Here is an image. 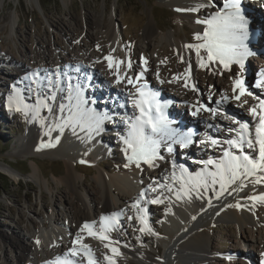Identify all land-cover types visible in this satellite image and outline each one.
I'll return each mask as SVG.
<instances>
[{
    "label": "rangeland",
    "instance_id": "374dc122",
    "mask_svg": "<svg viewBox=\"0 0 264 264\" xmlns=\"http://www.w3.org/2000/svg\"><path fill=\"white\" fill-rule=\"evenodd\" d=\"M259 3L264 6V0H260ZM213 4L219 7L223 4V0H213ZM250 4H253V2ZM186 8L189 9L191 7L186 6ZM176 9H178V5L171 0H55L54 3L45 7H43L41 0H0V23L4 24L0 31V76L3 75L4 77L0 79V165L10 164L18 169L17 179L11 178L0 170V173L6 176L5 181L0 180L1 233L4 232L5 235L16 233L24 241V237H27L29 233L40 234L44 228L47 229L51 227L52 222L49 221L48 218L51 212L60 219V224L65 227H71L68 223L72 219L70 205L74 200L70 188L59 183L60 176L63 175L66 170V164L61 157L41 153L25 155L19 151L20 143L24 141L23 139H26L24 136H27L30 122L26 111L16 112L15 110H9L8 107V97L14 94L13 89L16 87V84H12L15 80L11 79L9 76L20 77L17 73H13L14 71L17 72L15 67H20L30 72L34 69L32 65L40 61L43 62L44 58L47 56L53 55V58L57 55L63 61L62 63H66L68 68H72L69 70L72 74H68L72 80H78V82L83 80L81 83H84L86 76L89 79L90 76L96 74L98 81L92 82V86L86 83L85 88L86 86L87 88H90V86L91 88H96L98 85H101L104 90L108 92L109 89H111L110 86L114 84L112 82L110 83V81L106 82L105 80L102 82L103 79L97 71H104V75L108 72L106 74L110 75L107 69V62L103 61V56L109 54L111 49H116V47L113 48L111 45L108 46L106 48L107 54L98 55L94 53L91 55V57L93 56L91 60L94 61V63L98 59L101 61L95 63L96 65L100 64V67L97 70L92 68L95 70V73H92L90 71L91 68H88V66L92 64L88 61L89 56L85 54V52L90 53L91 50L87 51L85 48L81 47V45L89 42L88 32L97 31L92 29L96 26H94L96 23L95 20L97 21L98 19L101 25H107L113 13L118 24L117 44H121L122 35L126 42L135 45L134 60L138 64L141 63V57L147 59V61L150 56L154 59L153 71L150 75V87L152 88L153 86L154 89L156 88L160 96H167L170 98V105H168V107H172L175 112H181V108L179 106L177 107V100L172 99V95L169 96V91H166V88L162 86L164 84L159 83L155 75L157 70H159V73L163 72L162 80L165 81L170 71L179 67H184V69L187 67V63L180 62L177 55L178 49L173 44L172 39L165 37L164 34L168 32L175 33L177 37L185 42L198 43V41L194 39V35L197 32H202L203 26L197 24L195 21L197 19H204L207 14H203V12L177 11ZM243 10L247 14L246 9L244 8ZM14 14H17L18 18L16 20L15 29L11 30V26L7 24V22L9 21V17ZM152 16L158 27L157 34L153 38L145 39L144 31L148 22L151 21ZM251 25L252 23L250 21V26ZM252 28V31L257 32L258 27H251V29ZM257 38L258 36L255 35L254 39H256V42ZM249 42H251V38ZM252 45L254 47L255 44L253 43ZM159 50L162 51L161 55H159ZM2 51H8L12 57L17 58V63H8L5 61ZM117 51H115V53ZM113 55L115 54L113 53ZM254 56L255 55L246 59V62L248 60V65L251 68L250 71L246 69L247 65L245 62V69L242 73L238 65H232V69L229 71L231 75L232 73L234 75L236 73H241L245 78L246 84L248 80L255 84L259 69L255 67V62L258 60V57ZM75 60L76 63H74ZM161 61H165V63H161ZM80 64L86 66V74H81L79 76L76 66H80ZM237 68L238 70L235 71ZM48 74L49 73H46V76ZM5 75H8V77ZM211 77L213 80L209 79L208 74L206 76L201 73V76L195 82L200 89V97L203 99H207L209 95H212L213 99L219 98V96H217L219 92L216 94V88H218L217 80L221 79V77L218 74H214ZM88 79L87 82H89ZM16 81L19 80L16 79ZM33 81L35 80L29 75L28 83L30 82L32 87H36L33 86L35 84ZM225 84L227 87L231 85H228V82ZM18 87H20V85ZM46 89H40L43 99H46L45 94H48ZM112 89L111 91L113 92L115 90L113 86ZM66 94L65 92L64 96H66ZM30 96L31 90L25 91L22 95V97ZM101 99H103L102 103L104 104L107 98L104 97ZM112 99H116L115 96ZM171 102H173V104ZM231 104L235 110H240V112L250 118L246 107L241 109L235 106V102ZM42 109L44 113L42 117L47 119L49 111L45 107H42ZM178 112H176V114L180 116L181 114ZM184 114L185 117L188 118V114L185 113V111ZM211 123L216 122L211 121ZM228 123L227 121V124ZM122 129L124 131L121 125L119 130ZM123 131H117V133L123 134ZM194 132L197 134L194 139L198 140L204 137L208 129H206L204 123L198 122L197 129ZM104 134L108 133L105 132ZM21 136H23L22 141L20 139ZM115 136H117V141L115 143H109V145H104L107 152H103L97 160L81 159L87 161V163L84 164L80 163L81 160L76 161L78 173L84 183L79 189L80 192L85 193H83L85 197H88L89 191L87 192V190L91 189L92 185L94 186V191L99 190V186L95 180V174L98 169L107 171L106 169L110 165L124 166L127 162L122 151L123 145L119 143L118 135ZM30 137H32V135H30ZM193 147L194 152L199 155L202 154V157H195L193 155L188 157V164L192 171L199 170L201 167V165L193 163V161L207 159L209 156L220 155L219 150L206 149L202 145L197 146L195 144L192 145L191 148L193 149ZM112 148L115 149L114 153L109 151ZM182 156V161H184L186 156ZM176 159L177 161L180 160L179 156ZM33 160H36L38 170L35 168ZM169 169L170 174L171 167ZM35 172L38 173L39 178L35 176ZM122 172L123 171L119 169V171L113 173L109 172L108 174H121ZM59 188H63L65 192L59 193ZM260 189L264 191V186H260ZM248 197L249 196H246L245 199ZM95 198H97L96 195ZM162 199H164V197ZM167 200L168 199H164V202L168 203ZM256 205L255 209L258 215H260L258 219L261 221L256 227L247 226L245 230L248 236L254 237V240L258 241L261 251L264 248V240L262 239L264 233V203L256 202ZM150 207L152 210L150 213L153 215L154 223L151 226L148 224L152 229L151 233L140 232L139 229L142 227L141 224H135V222L138 221L135 219L137 211L133 208H125L121 210L123 211V215L120 217L122 227L119 231H115L120 238L118 236L113 237L123 239L124 242L126 241L131 245L134 244L139 249L153 255L155 250L152 248V244L160 247L164 245L162 237L156 234V229H163L164 221L166 220V210L156 205H150ZM208 214L209 209L203 213L205 219L198 222L195 228L197 226L203 227L205 238L207 242L209 241L208 243L210 245L208 248L209 252L212 249L217 252L218 257L211 259V264H230L231 257L229 255L231 253H235V255L232 256H236L234 264H241L242 256H249V254L256 257V263L253 262V264H262L258 255L260 251L258 254L253 252L248 254L246 250H244V246L250 243L242 241L239 238L237 235V226L234 227L233 223H230L232 225L231 228H229V226L227 227V222L215 220L214 217L209 218ZM128 217H133V219L129 220ZM43 223L44 226L42 225ZM70 229V231H72V228ZM1 233L0 264H6L2 260L6 261L7 264H16L15 254L17 250L8 245L2 247L3 236ZM139 239H141V241H139ZM92 241L96 242L98 240L93 239ZM100 244L102 243L98 241V244L94 247L95 257L100 261V264H106L103 257L107 252L105 248L99 247ZM50 245L49 248L53 246ZM64 245L65 244H63V246ZM161 248L164 250L163 247ZM166 250L169 251L168 246ZM40 255L41 252H38L36 258L41 260L42 256ZM122 257L123 264H150L141 261L135 256L124 254ZM245 263L252 264L251 262Z\"/></svg>",
    "mask_w": 264,
    "mask_h": 264
},
{
    "label": "bare ground",
    "instance_id": "6f19581e",
    "mask_svg": "<svg viewBox=\"0 0 264 264\" xmlns=\"http://www.w3.org/2000/svg\"><path fill=\"white\" fill-rule=\"evenodd\" d=\"M175 4L178 5L179 9H187V7H196L198 4L201 3H208V0H171ZM253 4H250L252 3ZM255 2V3H254ZM259 0H242V9H246V12L243 13L245 17L251 21L252 25L251 27H258L257 32L253 31L255 35L258 36L257 42L254 37L251 38V42H249L250 48H252L257 54L254 57L260 56L262 59H264V6L259 3ZM219 7L215 6L213 3L211 6L200 8L198 12H203V14H207L205 18H210V14L214 13L215 11L219 10ZM244 7V8H243ZM251 12V13H250ZM18 18L17 14L11 15L9 17V21L7 24H10L11 30L15 29L16 20ZM204 18V19H205ZM102 21V20H101ZM95 28H92V31L88 32V38L89 42L87 44L83 43L81 47L85 48V50L90 51V53L85 52L87 56H89L88 61L91 62V66H88L90 71L92 73H95L94 69H99L100 64H95L94 61L91 59L92 54H105L106 48L108 46H112L113 48L116 47L117 52L114 53L115 56L123 59L125 57V54H130L132 61H133V67L136 69V66L138 63L134 60V52H135V45L132 43H128L124 40V37L121 35V44H117L116 39L118 36V24L116 22V18L114 17V14L112 13L110 20L108 21L107 25H101L99 24V20H95ZM105 24V23H104ZM4 24L0 23V31ZM203 26V25H202ZM80 27V26H79ZM204 27V26H203ZM91 28V27H90ZM158 27L156 25V21L154 17L152 16L151 21L148 22L145 31H144V37L145 39L153 38L157 34ZM253 30V28L251 29ZM165 37L171 38L173 44L177 47L178 52L181 54H185L186 50L184 49L183 45L190 43L185 42L179 37L175 35V33H165ZM170 42V41H169ZM255 44L254 47L252 44ZM97 46H99V51L97 50ZM1 47V46H0ZM115 49V48H114ZM112 50V49H111ZM162 51L159 50V55H161ZM107 54V53H106ZM3 59L7 61L8 63L14 62L17 63V58H14L10 55L8 51H2ZM53 56V55H52ZM52 56H47L44 58L43 62L40 61L39 63H36L33 66V70L30 72L26 71L25 69H22L20 67L16 68L13 73H17L20 77H11V79H14L15 82L12 84H16V87H14L13 92L19 96V98L27 105H29L27 112L28 118H29V125L27 131V136H24L26 139H23V136L20 137L21 141L19 146V151L25 155H34L35 153H41V154H50L52 156L61 157L65 164H66V170L63 175L59 178V183L67 186L72 191V195L74 196V200L72 204L70 205V212L72 214V219L69 221L68 225L71 227H65L64 225L60 224V219H58L53 212L49 215V221L52 222L51 227L44 228L43 231L39 234L37 233H29L27 237H24L21 239L19 235L16 233H11V235H5V233H1L3 236V246L8 245L17 250V253L15 254L16 258V264H46V262L55 259L57 256H62L64 253L67 252V249L71 246V241L74 238L75 234L78 232L80 226L86 221L97 222V227L99 225V218L101 215H110L113 212H120L121 210L129 209L132 203L137 199L139 192L146 187L148 183L151 182V180L157 179L161 183L164 182L163 177L165 175H169V168L171 167V164L173 160L177 165L183 164L186 167L189 168L190 171L192 169L190 168V165L188 164V157L191 155L195 157H202V154H196L193 149L190 146L187 149H180L176 148L175 155H169L164 149H161V154L165 157L162 161H157L158 167L154 169H148L145 166V170L141 172L139 169L135 168L134 166L126 168L125 166L120 165H110L107 167V171H103L102 169H98L95 177H96V183L99 186V190L94 191V186L92 185V188L87 190L88 197H85L82 192H80V187L84 184L81 176L78 173L77 167H76V161L81 159H90V160H97L98 157L103 153L107 152V149L104 145H109V143H115L117 141L118 135L117 131H123L119 130L121 127V124L119 123L118 119L116 123H109L106 124V131H104L101 135L94 137L93 139L89 140L85 137L83 132H77V134H73L70 128H66L63 133L59 131V129H56L54 131H51V134H49V129L51 127H54L55 123L58 122V118L60 117V113L57 109V112L55 116L53 114L48 113L47 119L42 117L43 116V109L40 107L39 114L36 112L37 107V100L43 99L41 97L40 89L47 88L46 84L47 81L45 78L46 73L54 72L57 68H59L63 73H67L65 76H62V81L67 80L69 77L68 74H72V72H69L72 68H68V65L66 63H62L63 61L55 55L53 58ZM91 57V58H90ZM187 58V57H186ZM75 59V58H74ZM257 59V58H256ZM19 60V59H18ZM70 60V59H69ZM80 62V61H79ZM154 59L150 56L148 59V69L149 71L146 73V79L150 83V75L153 67ZM192 62H193V70H192V78L193 82H196V80L201 76V73L203 75L207 74L209 75V79L213 78L211 77L214 75L212 72H210L207 69H199L195 65V55L192 54ZM72 63V62H71ZM76 63V60L75 62ZM156 63V62H155ZM246 69L248 71L251 70L250 66L248 65V60L246 62ZM255 67H260L261 70H264V64L262 63L261 59L256 60ZM31 66V65H30ZM234 67V66H233ZM30 68V67H29ZM28 68V69H29ZM27 69V70H28ZM32 69V68H31ZM43 70H48L43 71ZM86 66L83 64H80V69L77 74L79 76L81 74L85 73ZM184 67H179L175 70H172L169 72V75L165 81H169L172 79L173 75H176L178 73L184 72ZM238 68L235 70L237 71ZM100 71V70H99ZM100 77L106 82L110 83L112 82L114 84V76L103 72H99ZM162 71V70H161ZM222 71L223 74H220ZM33 73H38V75L34 76ZM163 72H160V79L163 78ZM215 74H218L221 79H218L217 81V87L216 88V94L219 92V96L221 93H227L228 95H231V85L230 87H227L225 84L228 82L229 84H232V77L234 74L223 70L219 66L216 67ZM29 75L33 80L36 81V83L32 87L31 83H28ZM8 77V75H5ZM27 77V78H26ZM4 78L3 75L0 76V79ZM18 79L19 81H16ZM55 79V77H53ZM208 79V80H209ZM80 80V79H79ZM89 82H87L86 79H84V85L88 83L90 85L92 82H97L98 77L96 74L89 77ZM83 80H80V83ZM6 82V81H4ZM73 83H77L78 80H72ZM216 83V82H215ZM183 81H179L176 83H164V86L166 88V91H169V96L172 95V99L177 100V107L179 106L181 109L185 111V113L188 114V118L185 117L184 111H176L180 113L181 115H177L174 109L172 107H167L166 114L168 115V118L172 120L174 123L172 127L179 128L181 131H188L192 130L195 131L197 129V123L202 122L205 125V121L211 122L209 118L208 113H203L202 117H192L190 114V105L195 103L197 100V95L190 91L189 89H186L182 86ZM20 85V87H18ZM247 85L250 87V89L258 94H261L264 96V89H257L254 87L255 84H253L252 81L248 80ZM62 86H64L62 84ZM92 86V84H91ZM85 88L86 96L88 99L95 101V104H93V107H96L99 110H109V111H118L120 113H123L124 109H121L118 107V105H115L113 103V100H116L117 97L121 96V87L122 86H116L115 84L112 85L114 87V91L112 92V86H110L111 89H109L108 92H106L103 88V86L98 85L96 88ZM151 86V84H150ZM108 87V86H107ZM13 88V87H12ZM215 88V87H214ZM153 90L154 87L152 86ZM2 90V89H1ZM31 90V96L30 97H22V95L25 93V91ZM46 92L50 93V90L47 88ZM65 93L57 92L58 101L53 102L48 100L47 103H51L54 108H57V105L59 102L67 103V100L60 101L59 97L64 96ZM67 95V94H66ZM116 99H112V98ZM107 98L102 103L103 99L101 98ZM160 99L162 101H167L168 105H170V98L167 96H160ZM199 99L203 101L204 103L208 104L211 107H215L216 105L214 103H210L208 99H203L199 96ZM219 99V98H217ZM217 99H213L217 100ZM249 99V105L255 104L256 101L252 98ZM122 98L120 99V102H122ZM173 104V102H172ZM249 105H245L244 107L248 108ZM117 106V107H116ZM225 110L230 113L237 116V118L241 120H249L248 116H246L244 113L240 112V110H235L234 107L231 105H225L223 106ZM242 109V108H241ZM128 111H131L130 109ZM246 113V112H245ZM65 113L64 115H66ZM187 116V115H186ZM43 121V123L41 122ZM227 124V121L220 120L215 121ZM230 123V121H228ZM211 132L213 135H220V133H215L214 130H208V132ZM107 132L108 134H104ZM110 133V134H109ZM32 135V137H30ZM110 135V136H109ZM112 135V136H111ZM59 137V142H56V138ZM19 139V140H20ZM119 141V139H118ZM53 144L52 147H44L41 148V144ZM119 143H121L119 141ZM113 145V144H112ZM114 148L110 149L109 151L114 153ZM163 151V152H162ZM197 152V151H196ZM185 155L186 158L184 161L183 156ZM199 153V152H197ZM168 154V155H167ZM179 156L180 160L177 161V155ZM182 157V158H181ZM35 168L38 170V164L36 160H33ZM127 163V162H126ZM125 163V164H126ZM104 165V164H103ZM104 168V167H102ZM121 169L123 172L121 174H108L113 173L115 171H119ZM0 170L9 175L11 178L17 179V172L18 170L13 167L12 165H0ZM35 176H38V173H34ZM143 181V183H141ZM252 185L249 184V186L242 191L234 192L232 195L225 194L220 199H216L214 197V194L209 191L208 193L204 194L203 198H196V195L193 194L192 198L188 199H182V200H176L175 196H171L170 199H168V203H163L156 205L157 207L164 208L166 210V216L164 221V227L163 229H156V234L161 236L164 242V245L161 246L164 248V250L160 246H154L152 244V248L155 250V253L151 255L147 251H144L142 249H139L136 245L128 244L126 241L124 242L123 239H117L118 234L114 232L110 233L113 240H118L120 248L121 255L117 258V264H123V257L122 255L127 254L130 256H135L136 258L140 259L141 261L150 263V264H211L210 260L215 259L218 257L217 252L212 249L210 252L208 248L210 247L209 241L207 242L205 238V233L203 232L202 226H196V224L205 218L203 217V213L209 209L208 217H214L215 220L227 222V227L231 228L230 223H233L234 227L237 228V235L239 234V238L242 241H247L251 244L250 251H255L257 254L260 251L259 244L257 240H254V237H250L246 234L245 228L247 226H257V224L261 221L258 219L260 215H258L256 211V202H252L250 200L245 199L246 196H252L254 194H264V191H261L260 186L251 187ZM65 192L63 188H59V193ZM85 194V193H84ZM95 195L97 198H95ZM151 196H155V193H151ZM170 196L169 193L165 192L164 197ZM211 199L212 204L209 206L207 201ZM237 202L245 205V208L237 209L235 207H228V205H234ZM253 204L255 205L253 207ZM142 207H147L148 209V224L151 226L153 223V215L150 213L152 212L150 205L141 204ZM251 208V211L248 209ZM136 210V209H135ZM137 211V210H136ZM195 217V219H193ZM22 218V217H20ZM260 218V217H259ZM21 221V220H19ZM64 223V222H63ZM66 224V223H65ZM135 224H140L138 221L135 222ZM44 226V223L42 224ZM67 225V224H66ZM142 226V225H141ZM72 228V231H70ZM118 236V237H113ZM60 237V239H59ZM85 240L84 243H87L91 246L93 252L94 247L96 244H98V241L93 242L92 238L87 237L85 234ZM142 239V238H141ZM139 239V241H141ZM262 239L264 240V233L262 235ZM39 240L40 243L37 244L36 241ZM59 242V243H58ZM142 243V242H141ZM53 246H51V245ZM63 244H65L63 246ZM49 245L51 246L49 248ZM169 247V251L166 250V247ZM248 246V245H247ZM99 247L104 248L103 243L99 245ZM261 247V246H260ZM48 248V249H47ZM258 248V249H256ZM106 249V248H105ZM247 247L244 246V250H246ZM243 251V250H242ZM41 252L42 258L41 260L36 258L37 253ZM107 254L111 255L110 251L106 249ZM264 253V248L259 252V257L261 259L262 264H264V256H261V254ZM95 254V252H94ZM237 254V253H236ZM235 253H231L229 256L231 257L230 264H234V260L236 256ZM3 257V256H2ZM234 257V259H233ZM245 262H253L256 263V257L253 255L249 256H243ZM4 259V258H3ZM242 263L246 264L244 260L241 258ZM7 264L6 261L2 260ZM244 262V263H243ZM250 264V263H249Z\"/></svg>",
    "mask_w": 264,
    "mask_h": 264
},
{
    "label": "snow or ice",
    "instance_id": "6c2138e0",
    "mask_svg": "<svg viewBox=\"0 0 264 264\" xmlns=\"http://www.w3.org/2000/svg\"><path fill=\"white\" fill-rule=\"evenodd\" d=\"M212 3L213 0H208L207 4L201 3L193 8L176 10L198 12L200 8L211 6ZM195 22L204 26L202 32L194 35L198 43H187L183 45L186 53H177L180 62L187 63L184 72L173 75L169 81L160 79L159 70L155 75L161 84L183 81L182 86L197 95L196 102L189 106L192 117H202L203 113H208L211 121H230L228 124L205 121L206 129L214 130L220 135H213L209 131L205 132L203 138L197 140L194 139L197 135L194 131H181L172 127L174 122L166 114L168 102L160 99L159 91L153 90L146 79V73L149 71L147 59L141 57V63L134 69L130 54L126 53L121 59L113 55L116 49L103 56V61L107 62V69L115 78L114 84L122 86L121 96L113 100V103L124 109L123 113L102 111L93 107L95 101L87 98L84 83H73L71 77L62 81L61 77L66 73L59 68L44 78L47 81L46 87L50 90V93L45 94L46 99L37 100V114L40 107L47 108L53 116L57 109L61 114L54 127L49 129V134L56 129L63 133L66 128H70L74 135L78 131L83 132L85 137L91 140L106 131V124H114L118 119L124 128L123 134L118 133V138L123 145L122 151L127 160L124 165L126 168L134 166L143 172L145 166L148 169L158 167L157 161L165 159L161 149L169 155L174 154L177 146L180 149H187L194 144L202 145L206 149L219 150V156L193 161L201 165L199 170L195 171H190L183 164L177 165L173 160L171 172L163 177V183L153 178L139 192L130 207L137 210L135 219L142 225L140 232H152L148 225V209L141 206L142 202L145 205H159L171 196H175L176 200H182L192 198L193 194L196 198H203L209 191L216 199H220L225 194L232 195L234 192L242 191L249 184L253 187L264 186V96L253 92L241 75L245 69L246 59L257 54L249 46V40L255 33L250 29V21L243 13L242 0H223L222 6L210 14V18L197 19ZM97 50L99 51V46ZM193 53L196 67L207 69L213 74L217 66L231 71L232 65H238L241 70V73H236L231 78V95L221 93L219 99L214 101L212 95L208 96V101L214 103L215 107L199 99L200 89L192 78ZM99 62H101L99 59L95 61ZM79 69L80 66H76L77 72ZM220 74H223L222 71ZM33 75L36 76L38 73ZM259 77L254 87L264 89V70H261ZM57 92L67 93L66 96L59 97L60 101L66 99L67 103L59 102L57 108H54L47 101H58ZM121 98L122 103L119 102ZM248 98L254 99L256 103L249 105ZM232 102H235L238 108L249 105L247 112L250 119L241 120L236 115L228 113L223 106L231 105ZM8 107L9 110L21 112L27 111L29 105L14 93L8 97ZM129 109L131 111H128ZM65 113L67 114L64 115ZM56 142H59V137L56 138ZM52 146L54 145L49 143L41 144L40 147ZM80 163L84 164L87 161L81 160ZM165 192L170 196L162 199ZM151 193L159 194L153 197ZM247 199L264 203V194L252 195ZM207 203L211 206V199ZM228 207L242 209L246 206L237 202ZM248 210L251 211V208ZM122 215L123 211L101 215L98 227L96 221L84 222L72 239L67 252L46 264H100L91 246L84 243L85 234L103 243L104 248L110 251L111 255L106 253L103 257L106 264H117V258L121 255L119 241L113 240L110 233L119 231L122 227L120 222ZM128 219L132 220L133 217ZM36 243L39 244L40 241L37 240ZM261 256H264V253Z\"/></svg>",
    "mask_w": 264,
    "mask_h": 264
},
{
    "label": "trees",
    "instance_id": "16d2710c",
    "mask_svg": "<svg viewBox=\"0 0 264 264\" xmlns=\"http://www.w3.org/2000/svg\"><path fill=\"white\" fill-rule=\"evenodd\" d=\"M42 1V5H43V7H45V6H47V5H49V4H51V3H54L55 2V0H41ZM17 169V168H16ZM18 170V169H17ZM20 171V170H19ZM0 180L2 181H5L6 180V176L5 175H3L2 173H0ZM242 253V252H241Z\"/></svg>",
    "mask_w": 264,
    "mask_h": 264
}]
</instances>
